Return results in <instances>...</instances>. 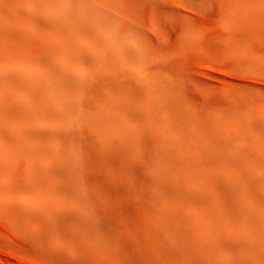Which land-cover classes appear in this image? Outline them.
<instances>
[{
  "label": "rangeland",
  "instance_id": "1",
  "mask_svg": "<svg viewBox=\"0 0 264 264\" xmlns=\"http://www.w3.org/2000/svg\"><path fill=\"white\" fill-rule=\"evenodd\" d=\"M49 1L0 17V264H264V0Z\"/></svg>",
  "mask_w": 264,
  "mask_h": 264
},
{
  "label": "bare ground",
  "instance_id": "2",
  "mask_svg": "<svg viewBox=\"0 0 264 264\" xmlns=\"http://www.w3.org/2000/svg\"><path fill=\"white\" fill-rule=\"evenodd\" d=\"M48 4H51L49 0H27L26 4H22L20 0H0V17H2L1 19H3L4 22L5 21L10 22L13 20H21L20 22H23L27 26L32 25L33 22H35L37 20H41V19L48 20L51 23L58 25V24H60V22L62 20H69L71 18L72 8L70 5L69 6L66 5L64 10L62 11V13L61 12L58 13L57 10H53V11L52 10L51 11L46 10V11H44L43 9H41V6L45 7ZM22 11L25 12V17L23 19H21L19 17V13ZM78 20L80 21V16L78 17ZM1 24H3V25H1ZM0 25L2 27L4 25H6L5 27H7L8 23L5 24V23L0 22ZM15 25H14V27H15ZM10 31L12 32V30H10ZM11 32L9 34L7 32V34H6L0 30V79L2 78V80H5V81H9L11 78H12V80H14L15 77H16V80H17V77L19 79H21V77L23 78L22 75H26V74H24L23 67H21L22 68L21 69L20 67L18 68V66H17V70L15 71L16 61L15 60H13L15 62H13L12 60L7 61L6 57L10 58V56L12 54L14 56V55H17L18 53L27 51L31 48V46L33 44L31 42V38H30L31 32H29L27 30H23L24 33H23V35L21 34L20 37L15 36L16 34L14 35ZM14 32H16V31H14ZM43 41H44V39H43ZM21 55H22V53H21ZM22 57H23V55H22ZM25 57L27 58V56H25ZM4 58H6V61H7L6 65L11 62L10 63V65L12 64L11 68H13V66H14V68L11 71L9 68H8L9 71L7 70L6 65H5L6 70L4 69V67H1V66H3L2 61H4L3 64H5ZM21 59L22 58H20V61H21ZM36 59H38V58L36 57ZM22 61H23V59H22ZM29 61H30V59H29ZM12 62L14 63V65ZM24 63L25 62H22L21 64L24 66ZM8 67H9V65H8ZM20 69L22 72L20 71ZM26 73H27V71H26ZM6 78H7V80H6Z\"/></svg>",
  "mask_w": 264,
  "mask_h": 264
}]
</instances>
